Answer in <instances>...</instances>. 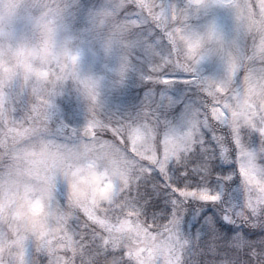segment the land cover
I'll use <instances>...</instances> for the list:
<instances>
[{"label":"rangeland","instance_id":"obj_1","mask_svg":"<svg viewBox=\"0 0 264 264\" xmlns=\"http://www.w3.org/2000/svg\"><path fill=\"white\" fill-rule=\"evenodd\" d=\"M4 2L0 0V4ZM49 2L7 0V15L13 24L7 30L0 29V264H82L80 257L87 264L93 260L87 253L90 248L95 251L111 245L131 251L141 264H163L170 252L166 238L148 231L131 208L125 209L123 201L113 197L112 181L133 183L138 165L116 144L102 142L110 139L111 133L97 137V130L102 132L109 118L125 119L140 111L152 87L142 79L146 69L141 53L133 50L129 27L108 9L116 0H56L68 7L64 17H57L58 50L54 51L52 44L46 43L48 35L40 24L42 5ZM168 2L184 6L188 0ZM227 2L229 7H219L208 0L209 7L201 8L192 22L198 41L201 30L214 25L230 59H225L223 48L206 49L204 59L197 64L189 56L188 39L178 41L185 63L198 67L210 86L213 80L225 77L230 66L238 67L241 60L249 66L240 50L242 39L257 57V71L264 68L260 63L264 61L260 48L264 0ZM115 56L122 57L126 68L121 81L112 72ZM85 76L104 77L97 104L86 103L79 95L77 85ZM186 97L180 96L164 110L161 119L181 122L188 104L195 100V89L186 90ZM239 99L238 105L233 100L239 111L252 115L264 112L260 80L246 86ZM87 128L94 130L91 139L84 137ZM73 130L78 135L71 140L52 135H71ZM133 139L139 155H155L151 134L142 138L133 132ZM242 142L264 164V137L249 130L243 133ZM234 162L230 167L238 174V160L237 165ZM84 169L93 176L88 190L72 182ZM236 177L231 190L221 187L225 206L243 202L242 178ZM165 200L164 195L157 197L154 202L159 208L150 212H159ZM191 212L189 209L181 223L187 241L185 264H216L225 256L233 264H257L258 252L264 248L259 238H247L250 251L244 247L243 227L233 222L235 233L216 237L199 224L193 227L199 215ZM75 217L79 218V228L72 223ZM237 236H241L238 248L231 243ZM213 242L216 253L208 250ZM259 264H264V259Z\"/></svg>","mask_w":264,"mask_h":264},{"label":"snow or ice","instance_id":"obj_2","mask_svg":"<svg viewBox=\"0 0 264 264\" xmlns=\"http://www.w3.org/2000/svg\"><path fill=\"white\" fill-rule=\"evenodd\" d=\"M214 5L230 6L227 0H214ZM67 7L66 3L56 0L42 5L40 24L48 35L46 43L51 39L49 21L64 17ZM207 7L208 0H188L184 6L168 0H116L108 8L117 20L129 27L133 50L141 53L146 69L142 79L152 87L135 116L109 118L103 131L97 130V137L111 133V138L102 142L116 144L138 165L133 183L112 181L113 197L122 200L125 209L131 208L148 231L166 238L170 252L163 264H185L187 241L181 232V223L189 209H192L190 215H199L193 227L199 224L205 232L220 237L235 233L236 228L232 226L235 222L244 228L241 236L245 248L251 251L248 237L259 238V243L264 245V164L242 142L243 133L249 130H256L264 137V112L252 115L233 106L234 98L237 105L240 103L246 86L261 79L264 68L257 71V57L246 39L240 42V50L250 61L249 66L241 60L238 67L230 66L225 77L213 80L211 86L198 67L185 63L178 41L187 38L189 49L198 43L192 21L201 8ZM210 30L215 32V26ZM75 59L73 57V61ZM203 59L201 56L197 64ZM193 88L196 97L188 104L183 120L179 123L162 120L163 111L171 108L180 96L186 97V90ZM133 132L142 138L151 134L155 155L138 154ZM52 135L71 140L78 133L73 130L71 135L58 132ZM261 150L264 151V145ZM233 160H238L243 202L225 206L221 187L231 190L235 183L237 169L230 167ZM161 195L166 197L163 208L150 212L159 208L154 201ZM53 197H58L55 190ZM72 223L80 227L78 217L73 218ZM241 236L231 241L237 248ZM208 250L216 253L214 242L208 245ZM109 255H118L120 264H141L127 249H114ZM262 259L264 248L258 252L257 264ZM216 264L233 262L225 256Z\"/></svg>","mask_w":264,"mask_h":264},{"label":"clouds","instance_id":"obj_3","mask_svg":"<svg viewBox=\"0 0 264 264\" xmlns=\"http://www.w3.org/2000/svg\"><path fill=\"white\" fill-rule=\"evenodd\" d=\"M23 3V0H21ZM8 3L7 0L3 4H0V29L7 30L12 24L13 21L10 19L7 15V9H8ZM16 23V21H15ZM211 24L207 25L205 28L201 30V37L198 41V43L193 46L191 49H188L189 56L193 61H197L201 56L204 50L206 49H213L215 51H219L221 48L224 50L225 59H230L227 55L228 49L227 46L224 43V40L222 37H219L217 32H212ZM49 28L51 29V39L50 43L53 46L54 51H57L56 48L57 45V33L59 30V24L57 19H52L49 21ZM101 48H104L103 45H101ZM261 59H264V38H262L261 41ZM105 51H108L107 49H104ZM116 58V64L112 69V72L115 76V78L118 81H121L126 74V68L124 66V62L122 57L115 56ZM260 87L261 90L264 91V72L261 74L260 79ZM104 88V77L103 76H92L80 79L77 85V90L79 92V95L82 97V99L86 103L91 104H97L101 100V91ZM93 179L92 173L88 169H84L78 176L72 178V182L76 184L79 188H82L84 190L89 189L90 181Z\"/></svg>","mask_w":264,"mask_h":264},{"label":"trees","instance_id":"obj_4","mask_svg":"<svg viewBox=\"0 0 264 264\" xmlns=\"http://www.w3.org/2000/svg\"><path fill=\"white\" fill-rule=\"evenodd\" d=\"M234 165H237L236 160L234 162ZM236 179L239 180V175H236ZM114 246V247H113ZM114 249H125L123 247H115V245H111L107 248H96L94 251L92 248L88 250L87 253H90L93 260L87 264H120V257L118 255H109V252ZM82 259V264L84 263L83 257H80Z\"/></svg>","mask_w":264,"mask_h":264},{"label":"water","instance_id":"obj_5","mask_svg":"<svg viewBox=\"0 0 264 264\" xmlns=\"http://www.w3.org/2000/svg\"><path fill=\"white\" fill-rule=\"evenodd\" d=\"M93 134H94V131L91 128H87L84 131L85 138H91L93 136Z\"/></svg>","mask_w":264,"mask_h":264}]
</instances>
